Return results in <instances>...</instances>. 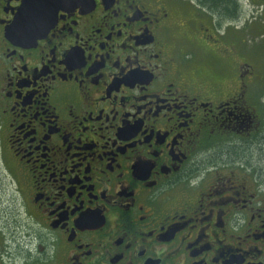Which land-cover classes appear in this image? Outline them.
<instances>
[{
	"label": "flooded vegetation",
	"instance_id": "1",
	"mask_svg": "<svg viewBox=\"0 0 264 264\" xmlns=\"http://www.w3.org/2000/svg\"><path fill=\"white\" fill-rule=\"evenodd\" d=\"M256 26L264 0H0V264H264Z\"/></svg>",
	"mask_w": 264,
	"mask_h": 264
},
{
	"label": "rangeland",
	"instance_id": "2",
	"mask_svg": "<svg viewBox=\"0 0 264 264\" xmlns=\"http://www.w3.org/2000/svg\"><path fill=\"white\" fill-rule=\"evenodd\" d=\"M256 23V22H255ZM251 26H254V24L253 25H251ZM261 26V25H260ZM254 31V34L258 37V40L257 41H255L254 42V40L253 39H250V40H248L247 41V44H249V50L252 52V54H253V56H259L260 57V55H264V53L262 52V51H264V37H262L261 39V41H262V43L259 41V39H260V35L262 34H260V32H261V29L258 27V26H256V28L253 30ZM253 33V32H252ZM1 176H4V171H2L1 170V168H0V189L1 188H3L4 187V185H5V188H8V191H9V182H3L2 181V178H1ZM7 186V187H6ZM10 192V191H9ZM7 194V193H6ZM6 194H5V192H3V189H2V194H1V198L4 200V201H6V203H5V207H8L7 209V213L9 212V209H10V203H9V200H8V198H7V196H6ZM8 196H9V193H8ZM10 219V216L8 217V220Z\"/></svg>",
	"mask_w": 264,
	"mask_h": 264
}]
</instances>
